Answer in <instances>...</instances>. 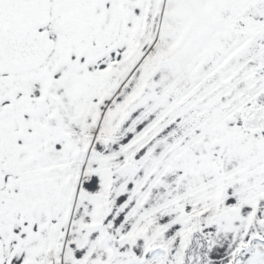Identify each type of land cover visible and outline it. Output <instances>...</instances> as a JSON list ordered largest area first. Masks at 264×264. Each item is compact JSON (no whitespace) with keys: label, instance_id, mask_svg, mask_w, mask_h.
Masks as SVG:
<instances>
[{"label":"snow or ice","instance_id":"snow-or-ice-1","mask_svg":"<svg viewBox=\"0 0 264 264\" xmlns=\"http://www.w3.org/2000/svg\"><path fill=\"white\" fill-rule=\"evenodd\" d=\"M0 264H264V0H0Z\"/></svg>","mask_w":264,"mask_h":264}]
</instances>
